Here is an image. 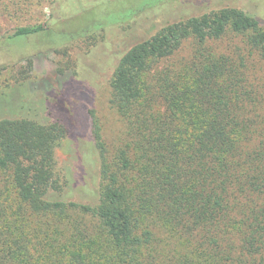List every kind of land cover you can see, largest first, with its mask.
<instances>
[{"label":"trees","instance_id":"trees-1","mask_svg":"<svg viewBox=\"0 0 264 264\" xmlns=\"http://www.w3.org/2000/svg\"><path fill=\"white\" fill-rule=\"evenodd\" d=\"M91 3L100 1L85 0L82 15ZM75 15L61 16L68 29L18 26L1 43L36 39L59 53L89 40L90 52L105 29L129 21L98 18L75 30ZM153 23L151 35L117 55L109 78L121 135L106 144L92 123L95 202L65 197L67 180L56 172L54 149L71 119L60 77L32 86L48 81L51 96L57 85L53 101L65 113L44 102L57 121L1 111L0 264H264V123L247 64L252 56L264 64V24L236 7ZM225 37L242 46L222 49ZM186 43V58L175 59Z\"/></svg>","mask_w":264,"mask_h":264},{"label":"rangeland","instance_id":"rangeland-1","mask_svg":"<svg viewBox=\"0 0 264 264\" xmlns=\"http://www.w3.org/2000/svg\"><path fill=\"white\" fill-rule=\"evenodd\" d=\"M96 1L100 3H91L88 12L82 15L86 9L83 7L85 0H74L71 7L65 6L66 0H0V96H11L0 100V114L6 107L9 111L2 113L5 118L28 116L43 124L57 121L55 116L47 115L44 103L46 100L54 102L58 96L57 85L54 84L51 96L45 95L43 90L49 85L48 81L42 80L37 90H32V86L44 77L52 80L60 77L61 91L67 100L64 102L65 106L62 102L60 105L54 102L50 107L54 109V114L62 115L65 112L61 107H71L68 108L71 119L68 121V135L54 149L56 172L59 177L67 180L63 190L65 197L75 196L76 199L90 203L95 202L93 197L97 195L99 182V160L92 135V123H96L101 139L106 144L118 138L123 130L119 117L109 104V78L118 59L117 55L121 56L127 45L137 38L144 39L151 35L155 31L153 22L173 17L197 16L211 10L236 7L264 24V0H174L173 5L159 0L161 5L153 10H147L146 7L157 0ZM71 14H77L71 20L75 22L72 24L74 27H71L75 30L98 18H101L102 24L119 21L122 16L129 21L119 27L105 29V40L91 48L90 52L88 46L93 41L89 40L77 41L59 53L47 49L45 44L36 39L26 44L1 43L5 34L18 26L45 23L56 29H68L65 28L66 25L70 27L66 22L68 19L63 20L61 16L68 18ZM220 45L222 49L234 47L233 45L242 46L233 37H225ZM183 48L175 59H181L182 56L186 58L188 43ZM28 60L31 61L30 70L27 67ZM247 64L248 78L253 86L255 107L259 115L257 120L264 123V64L256 56L248 58ZM21 72L27 75L25 80L22 79ZM17 82L22 84L18 85ZM10 111H14V114H10Z\"/></svg>","mask_w":264,"mask_h":264}]
</instances>
